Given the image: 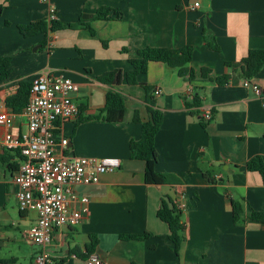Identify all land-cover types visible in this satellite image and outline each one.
Returning a JSON list of instances; mask_svg holds the SVG:
<instances>
[{
  "label": "crops",
  "instance_id": "crops-1",
  "mask_svg": "<svg viewBox=\"0 0 264 264\" xmlns=\"http://www.w3.org/2000/svg\"><path fill=\"white\" fill-rule=\"evenodd\" d=\"M195 1L0 0L4 6L0 56L12 57V72L0 81V110L21 82H31L44 70L76 82L72 97L85 106V115L103 108L112 88L126 97L123 122L61 124L69 138L66 154L118 157L121 167L102 174L98 183L75 187L78 198H89V211L80 225L54 231L46 248L53 264L61 260L62 264H94L80 255L87 252L91 235L99 238L95 253L104 259L101 264H264V223L233 220V201L243 202L245 216L264 208L262 176L246 168L251 158H264V104L238 71L250 49L264 48V0H199L200 5L192 8ZM52 6L57 20L64 23L76 22L81 14H93L101 6L119 9L123 16L94 21L95 35L87 28L60 29L41 49L45 34L26 37L19 25L48 18ZM205 27L220 49L205 42ZM185 45L194 46L189 63L195 74L192 80L159 61L149 63L148 71L138 76L139 84L124 79L110 86L99 79L109 71L130 70L129 58L138 49ZM227 61L233 65L227 66ZM224 74H230V79L219 85L216 78ZM251 82L264 90V67ZM143 83L152 87L156 106L163 112L156 134V169L175 174L180 183L148 184L145 162L130 158V141L142 133V123L132 120L134 112L139 111L142 121L150 117ZM190 88L202 101L195 115L186 107L194 98L188 96ZM207 108L213 117L204 126L200 117ZM5 131L0 126V137ZM10 131H27L20 114ZM20 162L19 153L0 148V264H38L35 255L40 247L26 238L37 213L19 208L12 183ZM205 172L215 181L210 182ZM162 198L188 204L179 255L168 224L157 215ZM81 206L79 199L71 200L72 208ZM144 232L150 236L143 240L120 237Z\"/></svg>",
  "mask_w": 264,
  "mask_h": 264
},
{
  "label": "built area",
  "instance_id": "built-area-1",
  "mask_svg": "<svg viewBox=\"0 0 264 264\" xmlns=\"http://www.w3.org/2000/svg\"><path fill=\"white\" fill-rule=\"evenodd\" d=\"M199 5V0H196L192 8ZM48 20H57L55 6L49 10ZM251 81L244 78L245 86L252 87L264 104V90ZM31 83L28 101L20 113L12 111L6 103L0 110V126L6 129L0 137V148L21 155V162L13 175V187L19 208L37 213L36 221L26 231V238L40 247L35 255L38 264H53V257L46 248L53 241L54 231L64 225H80L84 214L89 211V198H78L75 187L98 183L102 174L120 168L121 160L113 156L66 154L69 138L61 124L76 120L80 113V106L72 97L77 84L51 70L38 73ZM154 92L159 94L160 89ZM187 93L194 96L192 88ZM18 114L25 119L27 131L14 134L10 128ZM202 115L206 121L211 120L212 109L207 108ZM73 199L82 202L81 208L71 207ZM176 207L185 211L188 204L177 202ZM87 260L94 264L104 261L96 253Z\"/></svg>",
  "mask_w": 264,
  "mask_h": 264
},
{
  "label": "trees",
  "instance_id": "trees-1",
  "mask_svg": "<svg viewBox=\"0 0 264 264\" xmlns=\"http://www.w3.org/2000/svg\"><path fill=\"white\" fill-rule=\"evenodd\" d=\"M4 6L0 5V13ZM123 16L121 10L110 6H101L93 14H81L76 22L64 23L59 20L49 21L48 18L31 21L27 24L19 25L20 32L26 36H34L44 33L45 37L42 42L41 49L48 46L50 35L60 29L70 28H87L92 34H96L93 27V22L96 20L119 19ZM203 37L205 42L213 49H220L215 35L208 28L203 29ZM107 45V42H104ZM49 50L51 48L49 47ZM124 51H127L124 48ZM193 45H185L180 48L169 47H152L146 46L138 49L134 57L129 58L132 68L126 73L122 69H116L104 73L99 79L109 84L110 86L119 85L125 79L129 84H139L138 76L148 71V66L151 61H159L177 70L178 74L187 80H192L195 77L194 71L189 67V63L193 58ZM227 66H232L230 61L226 62ZM264 67V48L250 49L248 54L242 59L238 71L243 78L252 80ZM12 72V57L0 56V81L7 79ZM207 69L203 68V74H207ZM230 74H224L216 78L219 85H225L230 79ZM32 83L30 81L21 82L17 93L9 96L6 99V105L15 113H20L25 107ZM146 90V100L148 103V111L150 117L148 120L142 121L139 111H135L132 120L142 123V133L139 139L130 141V158L139 159L145 162V180L148 184H176L180 183V179L172 173L159 172L156 169L158 162V152L156 149V134L159 131L162 121L163 112L156 106L153 89L148 84H141ZM202 105L201 98L198 93L194 94L192 102H187L186 107L192 115L200 113L199 107ZM85 106H80V113L77 117V123L87 121H103V122H123L126 120L127 106L126 97L116 89H110L106 95V104L97 113L85 115L83 111ZM200 120L204 126L207 121L201 116ZM246 168L249 171H257L260 173L264 183V158L255 156L251 158ZM204 175L210 182H214L215 178L210 173L205 172ZM158 217L166 222L169 226V238L174 244V250L179 255L182 243L184 241L183 231L186 224L183 219V211L176 207V204L170 202L169 199L162 198V203L157 212ZM247 219L257 220L264 223V208L262 210H253L245 216L244 204L242 201H233V220L236 223L243 222ZM150 236V233L144 232L141 234H122L123 239H139L143 240ZM99 244V238L96 235H91L90 242L87 244V252L80 254L82 257L89 256L96 251ZM78 253V252H77ZM64 260L54 264H62Z\"/></svg>",
  "mask_w": 264,
  "mask_h": 264
}]
</instances>
